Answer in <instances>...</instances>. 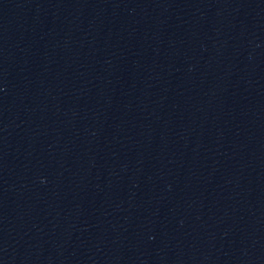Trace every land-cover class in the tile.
Instances as JSON below:
<instances>
[{
    "label": "water",
    "instance_id": "95a60500",
    "mask_svg": "<svg viewBox=\"0 0 264 264\" xmlns=\"http://www.w3.org/2000/svg\"><path fill=\"white\" fill-rule=\"evenodd\" d=\"M0 264H264V0H0Z\"/></svg>",
    "mask_w": 264,
    "mask_h": 264
}]
</instances>
